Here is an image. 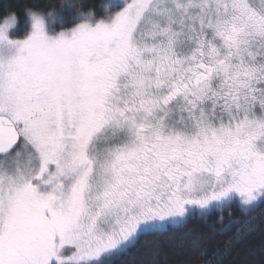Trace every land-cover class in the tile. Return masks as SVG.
<instances>
[{
	"label": "snow or ice",
	"instance_id": "6c2138e0",
	"mask_svg": "<svg viewBox=\"0 0 264 264\" xmlns=\"http://www.w3.org/2000/svg\"><path fill=\"white\" fill-rule=\"evenodd\" d=\"M25 14L0 20V264H232L264 234V0Z\"/></svg>",
	"mask_w": 264,
	"mask_h": 264
},
{
	"label": "trees",
	"instance_id": "16d2710c",
	"mask_svg": "<svg viewBox=\"0 0 264 264\" xmlns=\"http://www.w3.org/2000/svg\"><path fill=\"white\" fill-rule=\"evenodd\" d=\"M104 1L105 0H103V2ZM33 2L34 0H0V20L9 12H14L19 22L28 21L25 8ZM38 2L50 7H58L60 4L64 3L65 0H38ZM57 30H59L58 27ZM212 219L214 220L215 217H212ZM189 227L195 229L197 232L203 230V225L199 222H193ZM218 239L223 238L218 237ZM262 247H264V234L257 231L245 245L237 249L236 253L231 258L232 264H244L246 260H252L255 264H264V254L261 252ZM138 258V254L134 250L132 255L126 259L125 264H132V262L138 260ZM180 259L182 258L170 254L171 261L176 262Z\"/></svg>",
	"mask_w": 264,
	"mask_h": 264
},
{
	"label": "rangeland",
	"instance_id": "374dc122",
	"mask_svg": "<svg viewBox=\"0 0 264 264\" xmlns=\"http://www.w3.org/2000/svg\"><path fill=\"white\" fill-rule=\"evenodd\" d=\"M104 2H108L105 0ZM30 30V24L28 21L19 22L17 20V28L15 29L13 38L20 39L23 38L27 31ZM60 30V29H59ZM58 31V30H57Z\"/></svg>",
	"mask_w": 264,
	"mask_h": 264
}]
</instances>
